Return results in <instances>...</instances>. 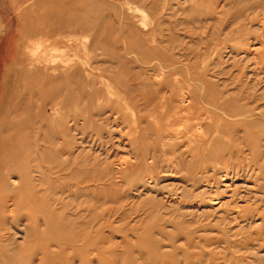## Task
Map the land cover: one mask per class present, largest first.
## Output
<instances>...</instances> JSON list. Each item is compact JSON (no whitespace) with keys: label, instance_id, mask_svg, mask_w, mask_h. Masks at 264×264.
<instances>
[{"label":"rangeland","instance_id":"374dc122","mask_svg":"<svg viewBox=\"0 0 264 264\" xmlns=\"http://www.w3.org/2000/svg\"><path fill=\"white\" fill-rule=\"evenodd\" d=\"M2 26L54 50L0 77V264H264V0H0Z\"/></svg>","mask_w":264,"mask_h":264},{"label":"bare ground","instance_id":"6f19581e","mask_svg":"<svg viewBox=\"0 0 264 264\" xmlns=\"http://www.w3.org/2000/svg\"><path fill=\"white\" fill-rule=\"evenodd\" d=\"M153 3H154V2H153ZM21 20H22V19H21ZM13 63H14V62H13ZM8 68H9V67H8ZM87 70H88V69H87ZM81 74H82V73H81ZM90 75H91V74H90ZM71 76H72V75H71ZM77 77H78V76L76 75V78H77ZM76 78H75V79H76ZM79 78L81 79L80 75H79ZM79 78L76 79V81H75V79H74V81H75V82H78V81H79ZM69 79H70V78H69ZM77 80H78V81H77ZM89 80H90V79H89ZM72 81H73V80H72ZM71 84H72V83H71ZM73 84H75V83H73ZM79 84H81V82H80ZM83 85H84V84H83ZM146 86H147V85H146ZM82 87H83V86H82ZM141 88H142V87H141ZM147 88H149V87L147 86L146 89H147ZM88 89H89V88H88ZM144 89H145V88H144ZM150 89H151V87H150L148 90H150ZM148 90H147V91H148ZM152 91H153V90H152ZM138 92H139V91H138ZM160 92H161V91H160ZM157 93H158V92H157ZM16 94H17V93H16ZM91 94H92V93H91ZM91 94H90V95H91ZM150 94H151V93H150ZM82 95H83V93H82ZM155 95H156V94H155ZM202 97H203V96H202ZM207 97H208V96H207ZM82 98H83V97H82ZM208 98H209V97H208ZM83 99H84V98H83ZM205 99H206V98H205ZM205 99H204V100H205ZM84 100H86V99H84ZM185 100H186V98H185ZM190 100H192V103L195 105L196 101L194 100V97H193L192 95H191V97H190ZM210 100H211V99H210ZM89 101H90V100H89ZM180 101H181V100H180ZM187 101H189V100H187ZM181 102H182V101H181ZM185 102H186V101H185ZM197 102H198V101H197ZM200 102H203V99H202ZM200 102H199V103H200ZM210 102H211V101H210ZM215 102L221 103L220 99H219V100H215ZM254 102H255V101H254ZM86 103H87V102H86ZM199 103H198V104H199ZM207 103H208V102H207ZM181 104H182V103H181ZM205 104H206V103H205ZM211 104H212V102H211ZM211 104H210V103L207 104V108H208V105H211ZM185 105H186V104H185ZM187 105L189 106V103H187ZM48 106H49V105H48ZM190 106H192V105H190ZM203 106H204V105H203ZM214 106H215V105H214ZM215 107H216V106H215ZM179 108H180V106H179ZM187 108H188V107H187ZM207 108H206V109H207ZM210 108H211V107H210ZM177 109H178V108H177ZM185 109H186V108H185ZM190 109H191V108H190ZM202 109H204V108L202 107ZM208 109H209V108H208ZM212 109L214 110V108H212ZM213 110H212V111H213ZM215 110H216V109H215ZM216 111H218V109H217ZM216 111H215V112H216ZM219 111H220V110H219ZM225 113H226V114H224V115L222 114V115L220 116V118H222V122H221V125H220V126H222L223 122H225V121L228 122L229 120H231V121H235V126H234V127H233V125H232V126L230 125V126L233 127V128H235V127H236V128H239V126H240L239 124L242 125V124H244V123L247 122V120L245 121L243 118H245V116H246L247 114H249L250 112H249V113H245L244 111H241V112L239 113V114H241V115L243 116V118H242V120H241V123H236V121H237V117H238V108H237L236 110H234V108H231V111H228V112L225 111ZM218 115H219V113H218ZM253 115H254V114H253ZM253 115H252V116H253ZM263 115H264V114H263ZM180 116H181V114H180V110H178V113H177V119H181ZM259 117H260V116H259ZM261 117H262V116H261ZM261 117H260L259 119H261ZM251 118H252L251 115H250V116L248 115L245 119H249V120H250ZM262 118H264V117H262ZM251 120H253V119H251ZM262 120H263V119H262ZM187 121H188V123H189V122H190V123H193V121H190L188 118H187ZM260 121H261V120H260ZM252 122H253V121H252ZM252 122H251V123H252ZM262 122H263V121H262ZM262 122H261V123H262ZM231 123H232V122H231ZM248 123H250V122H248ZM226 124H227V123H225V125H226ZM262 124H263V123H262ZM262 124H261V125H262ZM223 125H224V124H223ZM244 125H245V124H244ZM247 125H248V124H247ZM251 125H252V124H251ZM253 125H255V124H253ZM261 125H260V128L263 126V125H262V126H261ZM220 126H218V127H220ZM242 126H243V125H242ZM244 127H245V126H244ZM252 127H253V126H250V128H252ZM254 127H256V126H254ZM227 128H228V127H227ZM257 128H258V127H257ZM257 128H256V129H257ZM247 129H248V128H247ZM258 129H259V128H258ZM26 130H27V129H26ZM253 130H254V129H253ZM245 131H246V129H245ZM245 131H243V132L245 133ZM260 131H261V130H260ZM234 135H237V134L234 133L233 131L229 134L230 138L234 137ZM252 139H253V141H250V142L254 143L255 146L257 145V143H258L259 141H262V139H261V138H258V137H257V138H252ZM230 140H231V139H230ZM53 141H54V140H53ZM231 142H232V141H231ZM232 143H233V144H236L235 142H232ZM254 148H255V147H254ZM30 149H31V148H29V150H30ZM58 149H59V148H58ZM191 149H192V148H191ZM257 150H258V149H257ZM43 151H44V149H43ZM45 151H46V150H45ZM47 151L49 152V150H47ZM51 151H54V149H53V150H50V152H51ZM63 151H64V150H63ZM181 151H182V150H181ZM260 151H261V150H260ZM260 151H259V152H260ZM50 152H49V153H50ZM58 152H59V151H58ZM129 152H130V151H129ZM29 153H30V152H29ZM46 153H47V152H46ZM46 153L43 152V154H42V159H44L43 161H46V158L49 159V157H50V156L47 157V156H46ZM56 153H57V152H56ZM56 153H55L54 155H56ZM59 153H61V152H59ZM47 154H48V153H47ZM51 154H53V153H51ZM65 154H66V151H65ZM65 154H64V155H65ZM248 154H249V153H248ZM259 154H260V153H259ZM64 155H63V157H64ZM69 155H70V153H69ZM261 155H262V154H261ZM52 156H53V155H52ZM52 156H51V158H52ZM57 156H58V155H57ZM65 156H66V155H65ZM72 156H73V155H72ZM182 156H184V155H182ZM191 156H192V155H191ZM28 157H29V156H28ZM61 157H62V156H61ZM40 158H41V157H40ZM66 158H67V157H66ZM191 158H192V157H191ZM55 159H56V158H55ZM50 160H52V159H50ZM67 160H68V158H67ZM69 160H70V159H69ZM73 160H74V159H73ZM150 160H152V159H150ZM47 161H49V160H47ZM54 162H55V161H54ZM54 162H53V163H54ZM58 162H61V161H60V158H59V161H58ZM58 162L56 163L57 166H58ZM62 162H63V161H62ZM53 163H52V165H53ZM248 163H249V162H248ZM249 164H250V163H249ZM144 165H145V164H144ZM44 166H46V165H44ZM61 166H62V165H61ZM61 166H59V167L61 168ZM63 166H64V165H63ZM65 166H66V165H65ZM248 166H249V165H248ZM136 167H137V166H136ZM138 167H139V166H138ZM55 168H56V167H55ZM55 168H54V169H55ZM64 168H65V167H64ZM68 168H69V167H68ZM248 168H249V167H248ZM248 168H247V169H248ZM66 169H67V168H66ZM69 169H70V168H69ZM69 169H67V170H69ZM71 169H72V165H71ZM213 169H215V168H213ZM58 170H60V169H58ZM136 170H137V169H136ZM64 171H65V169H64ZM130 171H131V170H130ZM206 171H207V170H206ZM213 171H214V170H213ZM213 171H212V172H213ZM229 171H230V170H229ZM245 171H246V170H245ZM248 171H249V170H248ZM250 171H251V170H250ZM261 171H263V169H261ZM128 172H129V171H128ZM236 172H237V171H236ZM236 172H235V173H236ZM263 172H264V171H263ZM59 173H60V172H59ZM207 173H208V171H207ZM214 173H215V172H214ZM231 173H234V172L232 171ZM54 174H55V173H54ZM205 174H206V173H205ZM228 174H229V173H228ZM236 174H237V173H236ZM261 174H262V172L260 173V176H261ZM74 175H75V173H74ZM210 175H212V174H210ZM229 175H230V174H229ZM55 176H56V175H55ZM136 176H137V175H136ZM75 177L78 178L77 175H76ZM138 177H139V176H138ZM147 177H148V176H147ZM217 177H218V176H217ZM139 178H140V177H139ZM151 178H152V177H151ZM233 178H234V177H233ZM254 178H255V177H254ZM256 178H257V177H256ZM72 179H73V178H72ZM215 179H216V178H215ZM231 179H232V178H230V176H228L227 174H226V175H223V176L220 178V181H219V182L222 184V188H224V189H228L229 186L231 187V184H228V183H227V182H229ZM149 180H150V179H149ZM152 180H154V179H151L150 182H151ZM233 180H235V179H232V181H233ZM205 181H206V180H205ZM213 181H214V180H213ZM254 181H255V180H254ZM152 182H154V181H152ZM198 182H200V180H198ZM209 182H210V181H209ZM235 182H236V181H235ZM30 183H31V182H30ZM139 183H140V182H139ZM139 183H138V184H139ZM146 183H147V182H146ZM211 183H212V181H211ZM213 183H215V181H214ZM216 183H217V182H216ZM149 184H150V183H149ZM13 185H14V184H13ZM150 185H151V184H150ZM232 185H233V184H232ZM15 186H16V183H15ZM135 187H136V186H135ZM263 187H264V186H263ZM140 188H141V187H140ZM137 189H138V188H137ZM46 191L48 192V190H46ZM203 191H204V190H203ZM140 192H142V191H140ZM149 192H151V191H149ZM149 192H148V193H149ZM206 193H207V192H206ZM224 193H225V190H224ZM65 194H66V193H65ZM202 194H203V193H202ZM205 195H206V194H205ZM205 195H204V196H205ZM231 199H232V198H231ZM233 199H234V198H233ZM11 201H12V200H11ZM9 202H10V201H9ZM220 202H221V201H220ZM54 203H56V202L54 201ZM12 204H14V201L12 202ZM223 204H224V203H223ZM223 204H222V205H223ZM234 204H235V202H234ZM214 205H215V204H214ZM229 205H230V204H228V206H229ZM7 206H8V205H7ZM9 206H10V205H9ZM9 206H8V207H9ZM12 207H13V206H12ZM201 207H202V206H201ZM223 207H225V206H223ZM203 208H204V207H203ZM215 208H216V207H215ZM219 208H221V207H219ZM65 210H66V209H65ZM198 210H199V209H198ZM203 210H204V209H203ZM205 210H206V209H205ZM230 210H231V209H230ZM10 211H11V208H10ZM60 211H61V210H60ZM215 211H216V210H215ZM13 212H14V208H12V211H11L10 214H12ZM201 212H202V210H201ZM229 212H230V211H229ZM234 212H236V210H235ZM58 213H59V212H58ZM203 213H206V211L203 212ZM47 214H48V213H47ZM61 214H62V213H61ZM64 214H65V213H64ZM199 214H201V213H199ZM234 214H235V213H234ZM68 215H69V214H68ZM105 215H107V214H105ZM235 215H236V214H235ZM240 215H241V214H240ZM65 216H66V215H65ZM83 216H84V215H83ZM103 216H104V215H103ZM103 216H102V217H103ZM53 217H54V216H53ZM58 217L61 218V217L59 216V214H58ZM58 217H57V219H58ZM85 217H86V216H85ZM198 217H201V216L198 215ZM231 217H232V216H231ZM233 217H234V216H233ZM55 218H56V216H55ZM68 218H69V216H68ZM68 218H67V219H68ZM77 218H78V217H77ZM82 218H83V217H82ZM86 218H87V217H86ZM103 218H104V217H103ZM103 218H102V219H103ZM203 218H204V217H203ZM234 218L236 219V216H235ZM61 219H62V218H61ZM64 219H65V218H64ZM78 219H79V218H78ZM91 219H92V218H91ZM222 219H223V218H222ZM239 219H240V218H239ZM59 220H60V219H59ZM59 220H58V221H59ZM74 220L76 221V218H74ZM80 220H81V219H80ZM80 220H79V221H80ZM82 220H83V219H82ZM87 220H88V219H87ZM228 220H229V219H228ZM19 221H20V220H19ZM19 221H18V222H19ZM218 221H219V220H218ZM16 222H17V221H16ZM73 222H74V221H73ZM80 222H81V221H80ZM227 222H228V221H227ZM262 222H263V221H262ZM22 223H23V222H22ZM220 223H221V222H220ZM229 223H230V222H229ZM51 224H52V223H51ZM54 224H55V222H54ZM54 224H52V226H53ZM67 224H68V222H67ZM70 224H71V223H70ZM72 224H73V223H72ZM76 224H77V223H76ZM90 224H91V223H90ZM90 224H89V225H90ZM224 224H227V223L224 222ZM25 225H26V224H25ZM73 225H75V224H73ZM86 225H87V224H86ZM18 226H19V225H18ZM21 226H22V225H21ZM34 226H35V225H34ZM75 226H77V225H75ZM79 226H80V225H79ZM87 226H88V225H87ZM87 226H86V227H87ZM91 226H92V225H91ZM8 227H9V225H8ZM11 227H12V226H11ZM47 227H48V226H47ZM47 227H46V228H47ZM60 227H62L61 224H60V226H59L58 228H60ZM93 227H94V226H93ZM51 228H52V227H51ZM54 228H55V227H54ZM63 228H64V226H63ZM79 228H80V227H79ZM88 228H89V227H88ZM16 229H18V228L16 227ZM20 229H21V228H20ZM47 229H48V228H47ZM60 229H61V228H60ZM77 229H78V227H77ZM80 229H81V228H80ZM18 230H19V229H18ZM48 230H49V229H48ZM50 230H51V229H50ZM52 230H53V228H52ZM62 230H64V229H62ZM66 230H67V229H66ZM78 230H79V229H78ZM6 231H7V230H6ZM23 231H24V229H23ZM26 231H27V230H26ZM93 231H94V230H93ZM7 232H8V231H7ZM15 232H16V230H15ZM64 232H65V231H64ZM82 232H83V231H82ZM82 232H81V233H82ZM100 232H101V231H100ZM17 233H18V231H17ZM45 233H46V232H45ZM48 233H49V232H47V234H48ZM54 233H55V232H54ZM81 233H80V234H81ZM7 234H9V233H7ZM52 234H53V233H52ZM83 234H84V233H83ZM87 234H88V232H87ZM87 234H86V236H87ZM0 235H1V234H0ZM18 235H19V234H18ZM23 235H24V234H23ZM36 235H37V233H36ZM36 235H35V236H36ZM55 235H58V234L55 233ZM62 235H63V233H62ZM125 235H126V234H125ZM11 236L13 237V235H11ZM16 236H17V235H16ZM40 236H41V234H40ZM45 236H46V239H48V238H47V235H45ZM86 236H85V237H86ZM0 237H1V236H0ZM36 237H37V236H36ZM58 237H59V235H58ZM80 237H82V236H80ZM107 237H108V236H107ZM52 238H53V237H52ZM93 238H94V237H93ZM98 238H99V237H98ZM108 238H109V237H108ZM11 239H12V238H11ZM60 239H62V238H60ZM78 239H79V238H78ZM84 239H85V238H84ZM94 239H96V238H94ZM102 239H103V238H102ZM15 240H16V239H15ZM23 240H24V239H23ZM41 240H42V239H41ZM50 240H51V238H50ZM50 240H49V241H50ZM80 240H83V239H80ZM230 240H231V239H230ZM7 241H8V240H7ZM11 241H12V240H11ZM35 241L37 242V240H35ZM49 241H48V242H49ZM52 241H54V240H52ZM56 241H57V240H56ZM85 241H86V240H85ZM89 241H90L91 243L93 242V241H91V240H89ZM94 241H95V240H94ZM101 241H102V240H101ZM109 241H110V240H109ZM134 241H136V240H134ZM182 241H184V240H182ZM187 241H188V240H187ZM219 241H220V240H219ZM2 242H3V241H0V243H2ZM22 242H24V241H22ZM26 242H27V241H26ZM60 242H61V241H60ZM125 242H126V241H125ZM130 242H131V241H129V243H130ZM12 243H13V242H12ZM12 243H11V244H12ZM20 243H21V241H20ZM45 243H46V241H45ZM52 243H53V242H52ZM57 243H59V241L56 242V244H57ZM75 243H76V242H75ZM132 243H133V242H132ZM192 243H193V242H192ZM194 243H195V242H194ZM18 244H19V241H18ZM22 244H23V243H22ZM37 244H38V243H37ZM37 244H36V245H37ZM76 244H78V243H76ZM82 244H83V243H82ZM92 244H93V243H92ZM137 244H138V243H137ZM186 244H188V243H186ZM215 244H216V243H215ZM14 245H16V244H14ZM19 245H20V244H19ZM28 245H30V244H28ZM39 245H40V240H39ZM49 245H50V244H49ZM52 245H54V244H52ZM60 245L63 246V244H60ZM68 245H69V244H68ZM80 245H81V244H79V245H77V246H80ZM116 245L118 246L117 243H116ZM122 245H123V244H122ZM183 245H185V244H183ZM191 245H192V244H191ZM219 245H220V244H219ZM11 246H12V245H11ZM21 246H22V245H21ZM31 246H32V245H31ZM31 246H30V247H31ZM37 246H38V245H37ZM84 246H86V245H84ZM114 246H115V245H114ZM114 246H113V247H114ZM127 246H128V245H127ZM193 246H194V245H193ZM18 247H19V246H18ZM18 247H17V248H18ZM30 247H29V248H30ZM51 247H52V246H51ZM69 247H70V246H69ZM72 247H73V246H72ZM187 247H188V246H187ZM190 247H191V246H190ZM219 247H220V246H219ZM17 248H16V249H17ZM32 248H34V247H32ZM37 248H38V247H37ZM65 248H67V247H65ZM114 248H115V247H114ZM193 248H194V247H193ZM8 249H9V248H8ZM21 249H23V248H21ZM26 249H28V248L26 247ZM26 249H25V250H26ZM35 249H36V248H35ZM47 249H48V248H47ZM58 249H59V248H58ZM63 249H64V248H62V250H63ZM77 249H78V248H77ZM222 249H223V248H222ZM36 250H37V249H36ZM116 250H117V249H116ZM116 250H114V251H116ZM21 251H22V250H21ZM125 251H126V250H125ZM16 252H17V251H16ZM18 252H19V251H18ZM18 252H17V253H18ZM69 252H70V251H69ZM71 252H72V250H71ZM78 253H79V252H78ZM103 253H104V252H103ZM114 253H115V252H114ZM20 254H21V253H20ZM69 254H70V253H69ZM82 254H83V252H82ZM108 254H109V253H108ZM12 255H13V253H12ZM28 255H29V254H28ZM30 255H31V254H30ZM61 255H62V254H61ZM61 255H60V257H61ZM71 255H72V254H71ZM74 255H75V254H74ZM78 255H79V254H78ZM80 255H81V254H80ZM102 255H103V254H102ZM156 255H157V254H156ZM164 255H165V254H164ZM192 255H193V254H192ZM62 256H63V255H62ZM69 256H70V255H69ZM107 256H108V255H107ZM160 256H161V255H160ZM190 256H191V255H190ZM38 257H39V256H38ZM116 257H117V256H116ZM126 257H127V255H126ZM126 257H125V259H126ZM149 257H150V256H149ZM28 258H29V257H28ZM28 258H27V260H28ZM31 258H32V256H31ZM75 258H76V257H75ZM157 258H158V257H157ZM162 258H163V257H162ZM48 259H49V258H48ZM63 259H64V258H63ZM147 259H149V258H147ZM150 259H151V258H150ZM72 260H73V259H72ZM155 260H156V259H155ZM25 261H26V259H25ZM33 261H34V260H33ZM48 261H50V260H48ZM44 262H45V261H44ZM147 262H148V261H147ZM150 262H151V261H150ZM156 262H157V261H156ZM71 263H72V262H71ZM80 263H81V262H80ZM44 264H47V262H45ZM50 264H51V263H50Z\"/></svg>","mask_w":264,"mask_h":264},{"label":"crops","instance_id":"0c3cea01","mask_svg":"<svg viewBox=\"0 0 264 264\" xmlns=\"http://www.w3.org/2000/svg\"><path fill=\"white\" fill-rule=\"evenodd\" d=\"M3 32H4V34H6L7 32H10V31H6L5 28H3V26H2V28L0 30V35H1V33L3 34ZM13 49H14V51H16V54H17L16 59L14 61L15 65H22L21 67H24L23 66L24 63L30 62L34 68H37L36 67L37 62L41 61L43 58L45 60H47L46 56L52 50H54L53 47L44 46V43H42V42L38 43V42L32 40V38L31 39L29 38V40H27L24 43H22V39H20L19 48L17 49L14 45V42L9 43L8 40L5 38V35H4L2 39L0 38V77H2L5 74L7 68L11 65V63L14 60L13 57H10V53L12 52ZM58 60H61V57H60V59L58 58ZM54 67H56V66H54ZM58 67L59 66L54 68L56 72H57ZM54 69H52V70H54ZM47 70L49 71L50 69L47 68L45 71L47 72ZM46 76H47V78H49V75L46 74ZM58 79L60 80V78H58ZM1 86H2V84H1ZM11 184H13V183H11Z\"/></svg>","mask_w":264,"mask_h":264}]
</instances>
